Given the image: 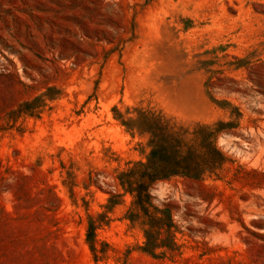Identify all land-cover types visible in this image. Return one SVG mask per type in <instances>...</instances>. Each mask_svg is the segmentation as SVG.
<instances>
[{
    "label": "rangeland",
    "instance_id": "rangeland-1",
    "mask_svg": "<svg viewBox=\"0 0 264 264\" xmlns=\"http://www.w3.org/2000/svg\"><path fill=\"white\" fill-rule=\"evenodd\" d=\"M0 264H264V0H0Z\"/></svg>",
    "mask_w": 264,
    "mask_h": 264
},
{
    "label": "trees",
    "instance_id": "trees-1",
    "mask_svg": "<svg viewBox=\"0 0 264 264\" xmlns=\"http://www.w3.org/2000/svg\"><path fill=\"white\" fill-rule=\"evenodd\" d=\"M208 146L210 152L203 155L197 154L192 149H188L186 154L175 152L173 155V162L177 166L171 169H163L168 171L169 174L177 176H188L190 178L202 177L207 169L213 171L224 162L223 155L212 144ZM139 188V203L142 209H145L144 207L147 204L146 196H144L141 190H144L146 187L142 184Z\"/></svg>",
    "mask_w": 264,
    "mask_h": 264
}]
</instances>
